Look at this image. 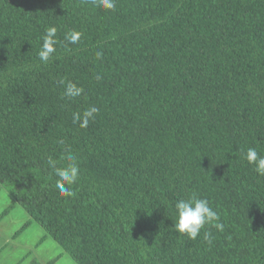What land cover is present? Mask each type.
Returning <instances> with one entry per match:
<instances>
[{"label": "trees", "instance_id": "trees-1", "mask_svg": "<svg viewBox=\"0 0 264 264\" xmlns=\"http://www.w3.org/2000/svg\"><path fill=\"white\" fill-rule=\"evenodd\" d=\"M115 2L0 0V187L75 264H264V177L245 159L264 156V0ZM67 155L70 197L47 162ZM193 196L223 230L176 232Z\"/></svg>", "mask_w": 264, "mask_h": 264}, {"label": "clouds", "instance_id": "clouds-1", "mask_svg": "<svg viewBox=\"0 0 264 264\" xmlns=\"http://www.w3.org/2000/svg\"><path fill=\"white\" fill-rule=\"evenodd\" d=\"M95 5L104 10H115V0H95ZM58 29L50 26L46 29L45 35L42 37V46L38 52V57L43 63H48L56 52V34ZM82 33L78 31H70L65 35V40L71 44H77L81 39ZM99 58L101 53L96 54ZM83 89L74 83H68L64 96L74 99L82 95ZM99 109L95 106L87 108L83 113H74L72 120L74 124H78L81 128H86L90 121L95 120ZM66 159L69 163L66 166L58 167L56 162L49 157L48 165L57 177L55 188L62 196H72L71 186L75 184L80 175V169L76 163V157L67 155ZM245 159L249 165L254 166V171L261 177H264V156H261L255 148H248L245 153ZM177 220L173 227L179 234L186 235L189 239L195 240L200 231L206 226L223 230V224L220 223L219 214L210 206L207 199L197 198L193 196L189 199H180L175 204Z\"/></svg>", "mask_w": 264, "mask_h": 264}, {"label": "crops", "instance_id": "crops-1", "mask_svg": "<svg viewBox=\"0 0 264 264\" xmlns=\"http://www.w3.org/2000/svg\"><path fill=\"white\" fill-rule=\"evenodd\" d=\"M67 257L75 264L0 187V264H66Z\"/></svg>", "mask_w": 264, "mask_h": 264}, {"label": "rangeland", "instance_id": "rangeland-1", "mask_svg": "<svg viewBox=\"0 0 264 264\" xmlns=\"http://www.w3.org/2000/svg\"><path fill=\"white\" fill-rule=\"evenodd\" d=\"M64 262H65L66 264H67V263H69V264H70V262H71V261H70V259L67 257V258L65 259V261H64Z\"/></svg>", "mask_w": 264, "mask_h": 264}]
</instances>
